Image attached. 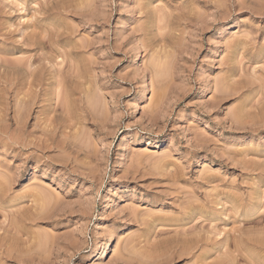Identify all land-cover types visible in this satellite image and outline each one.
Wrapping results in <instances>:
<instances>
[{
    "label": "rangeland",
    "instance_id": "obj_1",
    "mask_svg": "<svg viewBox=\"0 0 264 264\" xmlns=\"http://www.w3.org/2000/svg\"><path fill=\"white\" fill-rule=\"evenodd\" d=\"M204 263L264 264V0H0V264Z\"/></svg>",
    "mask_w": 264,
    "mask_h": 264
},
{
    "label": "bare ground",
    "instance_id": "obj_2",
    "mask_svg": "<svg viewBox=\"0 0 264 264\" xmlns=\"http://www.w3.org/2000/svg\"><path fill=\"white\" fill-rule=\"evenodd\" d=\"M157 66V65H156ZM158 67H159V65H158ZM157 68V67H156ZM159 69V68H158ZM157 69V70H158ZM156 71V70H155ZM25 101V100H24ZM27 101V100H26ZM236 238V237H235ZM168 249H170V248H168ZM182 250V249H181ZM168 251V250H167ZM185 251H187V250H185ZM173 253V252H172ZM162 256L164 255L165 256V254L163 253V254H161ZM158 256V255H157ZM150 257V256H149ZM148 258V257H147ZM155 258V257H154ZM158 258V257H157ZM170 258V257H169ZM147 260V259H146ZM169 260V259H168ZM150 261V260H149ZM166 262V261H165ZM168 262V261H167ZM205 264V263H204Z\"/></svg>",
    "mask_w": 264,
    "mask_h": 264
}]
</instances>
